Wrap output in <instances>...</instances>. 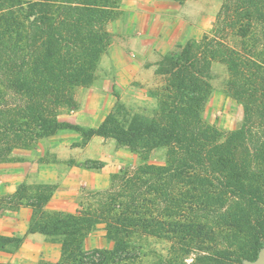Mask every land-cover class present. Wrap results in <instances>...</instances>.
I'll use <instances>...</instances> for the list:
<instances>
[{
    "label": "trees",
    "instance_id": "obj_1",
    "mask_svg": "<svg viewBox=\"0 0 264 264\" xmlns=\"http://www.w3.org/2000/svg\"><path fill=\"white\" fill-rule=\"evenodd\" d=\"M121 1L0 0V163L61 132L84 142L113 139L144 162L132 174L113 175L95 204L72 214L45 209L57 185L20 184L0 198V215L23 207L32 215L23 236L0 235V250H17L27 235L39 234L60 245L58 261L39 264L256 260L264 248V0H221L212 37L164 56L158 70L168 85L155 119L122 123L118 100L116 115L95 128L60 120L59 108L76 104L73 90L91 85ZM228 35L240 45L230 46ZM212 62L226 66L228 94L244 110L241 127L224 137L202 116ZM159 148L167 149L166 164L145 163ZM79 167L99 171L103 163ZM98 225L113 246L87 251L86 237ZM150 238L169 247L144 262L140 243Z\"/></svg>",
    "mask_w": 264,
    "mask_h": 264
},
{
    "label": "rangeland",
    "instance_id": "obj_2",
    "mask_svg": "<svg viewBox=\"0 0 264 264\" xmlns=\"http://www.w3.org/2000/svg\"><path fill=\"white\" fill-rule=\"evenodd\" d=\"M221 6V0H122L116 19L106 26L109 44L100 58L91 85L73 90L76 104L73 107L59 108V119L86 128H95L108 114L113 112L116 115L118 100L123 106L117 112L122 123H127L133 117L155 119L168 85L167 76L158 70L159 63L164 56L179 51L189 40L200 41L205 35L212 37ZM226 42L234 47L240 45L239 40L229 35ZM228 79L226 66L212 62L207 78L210 94L202 116L205 123L217 129L222 137L239 129L244 118L242 105L228 94ZM72 148L78 149L75 151L79 158L68 157V150ZM166 153V148L155 149L148 154L145 163L164 166ZM87 160L100 161L103 168L94 171L79 167ZM143 163L140 154L118 145L113 139L94 137L84 142L77 133L61 132L41 139L29 148L15 150L10 160L0 163V189L2 186L12 187L17 184L13 176L15 173H102L99 177L102 189L81 187L75 194L55 191L45 207L49 212L72 214L80 207L95 204L96 193L109 189L113 175L120 172L132 174ZM68 181L70 184L71 179ZM37 184L41 183L27 185ZM10 194L1 195L0 198ZM12 212L17 211H5L0 215L2 236H7L3 233L19 229L14 222L7 219ZM105 235L104 226L98 225L86 237L85 249H111L113 243ZM40 236V241L25 246L22 244L17 250H13L12 246H8V250H0V264L58 261L60 245ZM140 247L147 254L143 258L145 262L153 261L155 252L165 255L169 244L150 238L140 243ZM261 253H264V248L256 260L249 262L257 261Z\"/></svg>",
    "mask_w": 264,
    "mask_h": 264
},
{
    "label": "crops",
    "instance_id": "obj_3",
    "mask_svg": "<svg viewBox=\"0 0 264 264\" xmlns=\"http://www.w3.org/2000/svg\"><path fill=\"white\" fill-rule=\"evenodd\" d=\"M75 150L77 148H72L68 150V157L79 158L76 156ZM102 173H15L13 176L16 178V185L8 187H3L0 189V196L5 194H10L15 191L16 186L22 182L27 184L41 183V184H55L57 185V192L71 193L75 194L81 187H87L91 189H102V183H99V177ZM91 177L93 179H88ZM68 179H71L70 184ZM95 179V180H94ZM67 188V189H66ZM32 211L30 208H21L17 212H12L10 216L7 217L8 220L14 222L16 227L19 229H14L10 233H3L4 235L11 236L15 234L24 235L26 233L29 220L31 218ZM12 225V224H10ZM2 233V231H0ZM42 239L39 234L27 235L23 245H27L32 242H38Z\"/></svg>",
    "mask_w": 264,
    "mask_h": 264
},
{
    "label": "water",
    "instance_id": "obj_4",
    "mask_svg": "<svg viewBox=\"0 0 264 264\" xmlns=\"http://www.w3.org/2000/svg\"><path fill=\"white\" fill-rule=\"evenodd\" d=\"M246 264H264V253H261L257 261H255L254 263L247 262Z\"/></svg>",
    "mask_w": 264,
    "mask_h": 264
}]
</instances>
